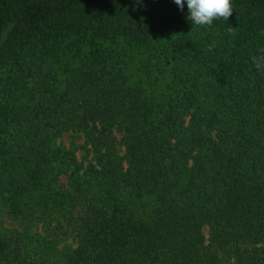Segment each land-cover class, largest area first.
Listing matches in <instances>:
<instances>
[{"label": "trees", "instance_id": "1", "mask_svg": "<svg viewBox=\"0 0 264 264\" xmlns=\"http://www.w3.org/2000/svg\"><path fill=\"white\" fill-rule=\"evenodd\" d=\"M233 10L0 0V264H264V0Z\"/></svg>", "mask_w": 264, "mask_h": 264}, {"label": "clouds", "instance_id": "2", "mask_svg": "<svg viewBox=\"0 0 264 264\" xmlns=\"http://www.w3.org/2000/svg\"><path fill=\"white\" fill-rule=\"evenodd\" d=\"M178 9L183 12L187 6V19L195 26H211L216 20H225L233 13V0H173ZM232 27L228 29L232 32ZM211 50V46L209 47ZM257 69L264 67V56L253 57Z\"/></svg>", "mask_w": 264, "mask_h": 264}, {"label": "rangeland", "instance_id": "3", "mask_svg": "<svg viewBox=\"0 0 264 264\" xmlns=\"http://www.w3.org/2000/svg\"><path fill=\"white\" fill-rule=\"evenodd\" d=\"M137 64H138V63H137V61H136V62L134 63V65H133V67L135 68V67L137 66ZM134 75H135V77H140V76H142V78H145V79H146V77L143 76V75L140 73V71L134 72ZM146 80H147V82H148V84H149V87H151V84H150V82L148 81V79H146ZM161 85H162V81H158L157 84H156L155 86H153V93H154V92L157 93V92L159 91ZM62 141L64 142V144L68 145L69 142L71 141V137H70V135L65 134V135L62 137ZM78 142H80V140H78ZM77 156H78V158H79L80 160L83 159V157H84V152H83L82 149H79V150L77 151ZM61 181H62V182H65V177H62ZM3 225L6 226V227H12V226H13L12 223H10L9 221H7V220H5V219H4ZM203 231H204V233L207 235V229L205 228ZM74 246H75V244H74V242H73V240H72L71 238H69V239L63 241L62 243H60V248H61V249H65V248H67V249H71V248L74 247Z\"/></svg>", "mask_w": 264, "mask_h": 264}]
</instances>
